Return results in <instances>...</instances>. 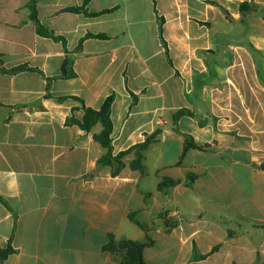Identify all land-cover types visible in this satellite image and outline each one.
<instances>
[{
  "label": "crops",
  "instance_id": "obj_1",
  "mask_svg": "<svg viewBox=\"0 0 264 264\" xmlns=\"http://www.w3.org/2000/svg\"><path fill=\"white\" fill-rule=\"evenodd\" d=\"M0 60V264H119L110 235L149 236L148 264H264V0H0ZM110 96L114 157L157 133L143 172L67 123Z\"/></svg>",
  "mask_w": 264,
  "mask_h": 264
},
{
  "label": "trees",
  "instance_id": "obj_2",
  "mask_svg": "<svg viewBox=\"0 0 264 264\" xmlns=\"http://www.w3.org/2000/svg\"><path fill=\"white\" fill-rule=\"evenodd\" d=\"M246 4L242 6V9H244ZM68 11L71 12H84L87 14L86 10L84 8H71L68 9ZM32 18L35 22L39 23L36 13L34 12L32 15ZM163 24V21H161ZM161 32H163V29L161 27ZM39 33L46 37H51L56 40L63 41L65 43V40L59 37H56L52 32H50L48 29L44 28L43 26H39ZM87 37H97V38H105L104 35H98L94 36L92 34L88 35ZM82 46V42L81 45ZM1 63V60H0ZM71 61L69 59H66L63 66H62V78L64 79H72L76 76L75 72L72 70ZM32 68L28 66H19L16 68H13L11 70L5 71L9 74H17L23 71H30ZM114 103V96L108 97L102 107L99 110H95L92 108H84V116L81 120H76L74 117H71L67 120L68 124H76L78 125L82 130L86 132H91L93 128L101 124L103 127V130L100 134H97L94 136V139L107 150V153L104 157H102L99 162L104 165H108L110 167H113V174L117 175L120 172V169L124 166L122 159L128 155L131 151L137 150L136 152V159L132 162L131 168L133 170H137L140 172H143L145 169L143 160H144V151L149 147V145L152 143V141L156 138L157 133L149 137L146 142L134 149L128 150L126 152H121L117 156H113V147H112V133H113V122L111 118L112 114V105ZM183 112H179L177 116L182 114ZM191 148H197V145L194 143L192 139L186 140V146L185 151L191 149ZM178 182L173 180H167L162 182L159 185V188L162 189L165 186H174ZM132 219H134V216H131ZM140 227L145 230L147 233L149 229L145 226L140 225ZM174 226H168V231L173 228ZM154 245V241L148 236L146 242L141 241H134L129 239L124 240H116L114 235L109 236V242L106 245L105 249L106 251L117 254L120 258L119 264H148L144 260V251L146 248L151 247ZM13 252V249L9 246L8 249L0 250V260L3 262L8 255H10ZM201 258H205L206 256H200Z\"/></svg>",
  "mask_w": 264,
  "mask_h": 264
},
{
  "label": "water",
  "instance_id": "obj_3",
  "mask_svg": "<svg viewBox=\"0 0 264 264\" xmlns=\"http://www.w3.org/2000/svg\"><path fill=\"white\" fill-rule=\"evenodd\" d=\"M261 168L264 170V164L261 166Z\"/></svg>",
  "mask_w": 264,
  "mask_h": 264
}]
</instances>
